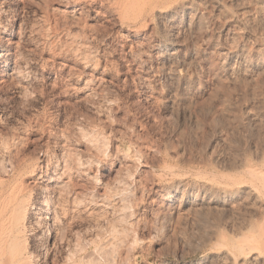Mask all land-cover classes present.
<instances>
[{"label":"rangeland","instance_id":"374dc122","mask_svg":"<svg viewBox=\"0 0 264 264\" xmlns=\"http://www.w3.org/2000/svg\"><path fill=\"white\" fill-rule=\"evenodd\" d=\"M118 1L1 0L0 2V7L1 5L5 7L0 8V145L4 148H0V183L4 182L3 185L9 190H17L19 185L18 191L21 189L22 199L24 197L28 201L31 199L30 202L32 203L35 201L33 203V209L35 210H32L35 212L30 214L33 222L30 216L27 217L30 220L27 218L24 219V222H28L27 224L30 227L32 226V229H28V231L31 230V234L28 231H25V233L22 231L23 233L21 232L19 234V239L17 238L18 240L15 242L16 246H18L19 250L21 249V252L25 253L27 251L30 254L31 251L29 256H31L30 258L34 256V258L32 260L29 258L28 261L31 260L33 262L29 261L28 264H83L85 261L81 260H87L92 263L93 260L97 262L96 259H100L102 262L100 263L98 260L97 264H104V261L105 264H111L112 261L117 264L118 262L116 261H119L121 257L119 255H121L122 249L127 250V248L129 252L126 256L129 259L126 260L130 264H225V262L226 264H230V257H234L232 259V263L234 264H240V262L241 264H264V241L262 240L264 236H261L263 238L259 237L261 234L264 235V207L261 206H264V192H262L264 191V185L262 186L264 179H258V177L261 178L260 174L264 172V116L261 117L264 114V70L258 72L253 66L251 67L253 63L260 65L263 63H260L263 61L262 59L257 60L258 62L256 59L253 60L251 50L261 48L260 51H264L262 49L264 45L261 43L263 42L261 39L264 28L260 24H257L256 12L254 13L256 11L255 3L253 4V0H245L249 5L248 3H244L245 1L243 0H240L238 3L232 0H193L194 3H192L195 6H192V12L194 10L195 12H191L186 17L187 19L181 16L179 18L180 20H177V24L175 23L172 26L170 23H163L159 17L156 18V16L149 15V9L143 11L140 15L139 13L141 12H139L137 7H134L130 15H127L128 19H123L124 17L121 18L117 14L116 4ZM216 4H220L219 7L221 9ZM243 6H246V8H241ZM248 10L251 15L247 13L249 12ZM136 12H139L138 15H136ZM239 13L240 15H238ZM132 14L134 17L136 16L135 18L138 17L135 19L137 21L134 20ZM253 14L255 15L253 16ZM191 15L192 17L190 18L189 16ZM129 16L133 18L131 19ZM147 18H150L152 22ZM142 21L144 24L146 22V24L144 25ZM252 21L255 23H252ZM158 23L160 28L158 27ZM179 24L182 25L180 26ZM2 27H5L3 29L4 31H1ZM258 27H260V30ZM70 38L71 40L76 39L75 41L79 44L82 42L80 45L81 47L84 46L82 48H89V53L88 51L86 53H92L90 56V58L92 57L90 59L91 63L93 62V67L98 69L96 70V75L94 74L95 78L93 76L91 79L92 87L94 86V91H91V96L94 94L92 99L90 98L91 96L87 99L81 93L77 92L78 89L76 88H78V85L74 78L76 76H83L84 73L80 74L83 72L82 69H79L80 67L78 65L73 64L75 62L72 56L70 58L71 47L69 44L72 43H68ZM162 39L164 41H161ZM159 42L164 44L165 48L172 49L171 66H179L177 73H180L172 76L174 80L170 77L171 75L166 73L164 63L153 62V65L152 62H149L147 63L148 67L146 62H140L143 51L145 52V49H149L153 44ZM241 43H245V48ZM238 45L248 50H246V54L248 52L249 55L247 54L246 56L247 63L245 64L247 66L245 68H248L250 71L245 69L244 73L240 75L242 78L239 77L240 80H238V83L237 81L232 83L226 79L224 66L229 62V51L239 47ZM81 47L78 46L76 48L82 49ZM137 49H141V51ZM75 51L77 52L79 50ZM133 51L140 52L137 55L138 57H135L134 54L136 52L133 53ZM68 52H70L69 55ZM134 57L138 59L136 60ZM136 61L143 65H139ZM173 63L177 65L175 66ZM160 64L162 66L164 65V68ZM233 65L237 67L238 63H234ZM141 69L143 71L145 69L146 72L143 73ZM104 70L105 74L103 73ZM150 72H153L154 76ZM145 73H148L147 75H150V78L144 75ZM250 75L254 77L252 78ZM100 77L102 79H99ZM244 77L247 80L243 79ZM145 78L147 79L145 80ZM250 78L252 79L249 80ZM94 79L95 81H93ZM19 86L22 87V91L18 90ZM75 90L77 93L74 92ZM102 96L108 97L109 99V102L106 103L109 107L103 103L105 105L104 107H107L106 110L102 104L100 105L102 102L98 103ZM252 113L255 117H258H256V123L255 121L251 122L253 121L250 118L253 115ZM246 120L249 121L245 122ZM258 120H261L259 124H257L259 122ZM79 127L80 129H84V131L78 129ZM77 130L80 131V134ZM82 131L90 132L86 134V137L90 136H87L88 134L93 133L92 136H96L93 139L96 141L93 140V142L91 136L90 140L87 138L88 141L86 142L84 140L86 138L85 133H81ZM81 136L83 137L81 138ZM97 138L105 142H99ZM94 143L97 147L106 148L103 151L107 152V154L103 152V158L101 154L99 155V159H97L98 155L96 157L93 156L94 153L96 155L94 147L93 149L91 148L92 150H88ZM4 146L7 147L5 148ZM64 147H69L70 149H65ZM100 148L99 150H101ZM62 149H65L66 152L68 150L70 154H75L76 152L77 154L75 156L79 158L82 156L81 159L85 158L87 154L88 158H95V162L97 163L92 162L93 164L90 163L89 166L88 164L85 166L87 175L83 174L81 176L79 174V178L75 176L76 179L75 177L65 179L66 183L62 184L63 186L61 188L69 186L70 184L73 186L76 185L62 189V192L70 189L68 192H63L67 200L69 195H71V198L73 196L77 198L80 196L78 199L83 198V195H85L91 198L94 197L92 201H95V199L98 201L101 198L102 191L110 185L116 184V180L120 177V179L126 178L127 185L125 186L127 187L123 190L126 193L123 192L121 194L122 191L118 193L117 198L121 201L117 200L121 203L127 202L123 204L124 206H128L124 207L120 203L119 209L121 210L116 209L115 212L111 208L110 210L113 213L109 210V214L111 215L112 213V216L108 213L106 216L104 215L99 221L100 223H94L96 227H92L94 224L88 222L85 216V219L83 217L81 219L80 215L79 217L73 215L71 216L75 218L73 220L69 218L70 216L68 214L66 217H61V223L67 219L63 222V226L61 223L59 224V231L53 238L55 229L53 222H51L53 217L51 212H53L54 203H60L62 200H60L61 198L57 200L56 186H52L53 182H48L50 181L48 175L53 171L50 168L53 165V161L59 162L61 159L59 155L61 156L65 151ZM71 150L75 152H71ZM114 152L115 155H113ZM47 154H49L48 156L53 155L52 158L45 156ZM257 154L261 155L258 156ZM4 155L6 156L4 157ZM54 155L57 156V159ZM120 155L123 159L119 157ZM106 156L109 157L107 158ZM126 157L128 159L130 158V160H127ZM246 157L251 160H247L248 158L246 159ZM45 158L49 161L47 162ZM103 159L109 160L102 162ZM256 160L257 162H255ZM46 166L47 168H45ZM128 166H131V169ZM253 166L255 169L252 168ZM93 167L95 168L92 169ZM126 168L127 170L124 171ZM129 169L132 172V176L130 175ZM249 169L251 175L248 174ZM256 169L260 171H256ZM252 170L255 173L260 172L257 173L259 175H254ZM120 172H122L123 176ZM40 173L43 174V177ZM95 173L97 176H95ZM125 173L128 175H125ZM32 174L36 175L34 176ZM44 174L47 178L44 177ZM92 175L95 178H92ZM67 177H69V173ZM80 177H83L84 180ZM73 179H75V183L72 182ZM77 179L78 181H76ZM91 179H95L96 183ZM131 179L133 181H130ZM40 182L44 183L40 184ZM246 182H248V185ZM257 182L263 183L259 184ZM94 183L96 185L98 184V186ZM46 184H51L49 187L52 190ZM101 186L107 187L103 189ZM113 187L115 185L110 186V188ZM77 188L78 190H76ZM247 188L255 190L256 193L259 191L257 193L258 199L254 200L250 196L249 191L246 190ZM39 189L42 191L44 189V192ZM79 189L84 191L81 192ZM165 189L168 190L166 191ZM22 190L25 192L22 193ZM213 190H217L219 193H214ZM73 191H76L75 194L79 196L74 195ZM66 193L69 194L67 195ZM125 194L127 196H123V198L122 195ZM203 194L204 196H202ZM119 196H121V199ZM122 198L125 201H122ZM211 198L212 201L210 200ZM219 198L221 202L217 203ZM50 199H55L56 201H51ZM239 199L242 200L240 201ZM164 200L165 204L162 203V206L160 202H164ZM241 203L243 204L241 205ZM252 204L258 205L259 207H255V205L252 207ZM237 205L240 206V209H238L239 206ZM229 206H231L230 209ZM232 207L240 211L236 212V210L234 213ZM256 208H259V210ZM123 211H125L124 214ZM116 212L119 213L115 215ZM120 213L122 215L121 217L126 218L124 220L122 219L123 221L117 219L121 218L120 216L118 217ZM113 214L117 216L116 220ZM261 214L263 215L260 216ZM38 215L40 216L39 218L36 217ZM76 219L79 220L77 221ZM108 219L109 221H107ZM112 219L115 223L118 222L121 224V226L124 225V221L125 224H129L130 222L131 225L127 227L129 228L131 226V228L128 230L125 225L123 226L124 228L120 225L116 226L118 223L116 225L113 224ZM119 220L122 222H119ZM253 220L255 221L253 222ZM111 221L114 227H116V230L120 226L118 228L119 233L112 226ZM38 222L40 225H36ZM250 222L254 224L252 227H250ZM260 222H262L263 227ZM96 224H100L99 226L102 225L101 229L98 228L97 230L99 226ZM107 225L109 227H105ZM88 226L89 230L87 229ZM111 226L112 228H110ZM62 227L65 229H62ZM102 228L104 230L109 229L107 232L110 231L109 234L111 233V235L104 230L103 234ZM112 229L116 232L112 231ZM124 229L132 233H128L127 237L122 235V239L120 238L121 240H118V237L125 233L126 230ZM93 231H97L96 234L100 233V235L97 234L99 237L101 236V232L102 236L107 235V237L103 236V238L101 236L98 239L99 237ZM257 231H259V235ZM91 232L92 234H90ZM114 234L115 237L112 236ZM133 234L136 237L134 239H137L135 243H133L135 240H132ZM94 235L95 237L97 236L96 238L98 240L93 238ZM57 236L60 238H56ZM71 236L74 239L77 236V240H74ZM116 236L118 239H114V241L117 240L114 243L112 239L116 238ZM108 237H110L109 239L113 243L110 240V242H105V239L107 240ZM129 237L131 238L128 240ZM248 237L253 239L251 240ZM86 238L87 241H90L87 242L85 240ZM91 238L95 240V243L91 242ZM239 238H243L244 241L243 239L242 241L245 243L241 240L239 241ZM125 239L129 241L127 243H129L128 246H131V248L125 245L127 243H121V245L127 247L122 248L123 246L120 245V242L122 240L126 242ZM118 241L119 243H117ZM237 242H241V245L239 243L237 244ZM67 243L72 245V247L70 246L72 253L70 252V257H68L70 258V262L73 260L72 263L63 259L65 251L68 248L70 249ZM109 243L113 247L111 245L109 246ZM235 243L239 245L238 247H245L242 250L241 248L236 249L237 245ZM74 244L76 250L74 249ZM114 244L115 246L117 244L118 248ZM249 244H251V248L247 247ZM102 245L103 249L102 247L100 248L101 253L99 247ZM105 245L108 246L106 247ZM110 248H112L111 251L118 249L116 256L114 252L111 253ZM248 248L256 249L250 251ZM63 250L65 251L63 252ZM218 250L221 251L220 254L228 253L229 263H227V259L221 261L220 258L222 256L218 254L220 252ZM244 251L249 252L247 254ZM97 252L99 255L96 254ZM105 252L107 254L110 252L114 255L109 254L110 259ZM91 253L94 257L96 255L97 257L94 258ZM117 253H119L118 256ZM229 253H232L233 256ZM243 253H246L247 256L251 255L250 258L248 256L247 259V256ZM255 254L256 256L253 257ZM105 256H107V259ZM104 257L107 261L110 259L109 263ZM254 258L257 260H254ZM126 260L124 259L123 263ZM89 262L87 264H90ZM92 264L96 263L93 262Z\"/></svg>","mask_w":264,"mask_h":264},{"label":"bare ground","instance_id":"6f19581e","mask_svg":"<svg viewBox=\"0 0 264 264\" xmlns=\"http://www.w3.org/2000/svg\"><path fill=\"white\" fill-rule=\"evenodd\" d=\"M232 1H235V2H239L240 0H232ZM243 1H245V0H243ZM0 2H1V0H0ZM4 2V1H3ZM193 0H119L118 2H117V14L121 17V18H123V19H128L127 18V15H130V13H131V11H133V9H134V7H137V9L139 10V12H141V13H139L140 15L143 13V11H147L148 9H149V15H151V16H156V18L157 17H159L160 19H162V22L163 23H170V25L172 24V26H173V24H175L176 22H177V20L182 16L183 18L185 17H187L188 15H190V13L193 11L192 10V6L194 5L193 3ZM242 2V1H241ZM230 3V2H229ZM233 3V2H232ZM243 3V2H242ZM241 3V4H242ZM244 3H248V2H244ZM243 3V4H244ZM251 3H252V1H251ZM255 3V10L256 11H254L250 6V8L254 11V13L256 12V16H257V24H260L261 26H262V28H264V0H253V4ZM2 4V3H1ZM228 4V3H227ZM235 4V3H234ZM252 4V5H253ZM217 5V4H216ZM232 5V4H231ZM239 5V4H238ZM248 5H249V3H248ZM247 5V6H248ZM195 6V5H194ZM218 6V8H220L219 6H220V4L219 5H217ZM235 6V5H234ZM237 6V5H236ZM1 7L3 8L4 6H2L1 5ZM0 7V8H1ZM224 7V6H223ZM239 7V6H238ZM249 7H247V8H249ZM5 8V7H4ZM241 8H246V6H243V7H241ZM195 9H196V7H195ZM221 9V8H220ZM238 9V8H237ZM240 9V8H239ZM0 11H1V9H0ZM4 11V10H3ZM241 11V10H240ZM249 11V10H248ZM5 12V11H4ZM194 12H195V10H194ZM194 12H192V13H194ZM242 13H243V11H241ZM252 12V11H251ZM138 13L136 12V15H138ZM242 13H241V15H242ZM246 13V12H245ZM247 13H249L250 14V11L249 12H247ZM133 15V14H132ZM131 15V16H132ZM139 15V16H140ZM193 15H195V14H193ZM232 15H233V13H232ZM238 15H240V13L238 14ZM247 15V14H246ZM251 15V14H250ZM255 14H253V16H254ZM131 16H129V18L131 17ZM150 16V17H151ZM196 16V15H195ZM235 16H236V14H235ZM243 16V15H242ZM248 16V15H247ZM255 16V17H256ZM133 17H134V15H133ZM133 17H131V19L133 18ZM136 17V16H135ZM134 17V20L135 19H137V18H135ZM190 18L192 17V15L191 16H189ZM154 18V17H153ZM198 18V17H197ZM240 18V17H239ZM251 18V17H250ZM148 19V18H147ZM159 19V20H160ZM187 19V18H186ZM194 19V18H193ZM233 19L235 20V17L233 16ZM236 19H237V16H236ZM247 19V18H246ZM253 19H254V17H253ZM148 20H151L150 18L148 19ZM155 20V19H154ZM153 20V21H154ZM180 20V19H179ZM181 20H183V19H181ZM188 20H191V19H188ZM239 20V19H238ZM237 20V22H239ZM135 21H137V20H135ZM196 21V20H195ZM198 21V20H197ZM246 21H248V20H246ZM250 21H251V19H250ZM143 22V21H142ZM150 22V21H149ZM151 22H152V20H151ZM181 22V21H180ZM190 22V21H189ZM255 22H256V20H255ZM255 22H253L252 21V23H255ZM179 23V22H178ZM196 23V22H195ZM198 23V22H197ZM141 25H142V23H140ZM143 24H144V22H143ZM145 24H146V22H145ZM144 24V25H145ZM150 24H152V23H150ZM177 24V23H176ZM187 24V23H186ZM189 24V23H188ZM243 24V23H242ZM2 25V24H1ZM144 25H142V26H144ZM160 25H161V23H160ZM166 25V24H165ZM165 25H164V27H165ZM169 25V24H168ZM180 25V24H179ZM178 25V26H179ZM182 25V24H181ZM180 25V26H181ZM191 25V24H190ZM259 25V26H260ZM150 26H152V25H150ZM167 26V25H166ZM188 26V25H187ZM144 27H146V26H144ZM148 27V26H147ZM158 27H159V23H158ZM167 27H169V26H167ZM177 27V26H176ZM257 27V26H256ZM5 28V27H4ZM3 27H2V29H1V31H4L3 29H4ZM160 28V27H159ZM166 28V27H165ZM174 28V27H173ZM178 28V27H177ZM257 29V28H256ZM258 29L260 30V27H258ZM257 29V30H258ZM145 30V29H144ZM147 30V29H146ZM175 30V29H174ZM138 31V30H137ZM166 31H167V29H166ZM165 31V32H166ZM177 31V30H176ZM175 31V32H176ZM264 31V30H263ZM165 32H164V34H165ZM172 32V31H171ZM256 32H258V31H256ZM261 32H262V29H261ZM142 33V32H141ZM157 33V32H156ZM163 33V32H162ZM161 33V34H162ZM169 33V32H168ZM177 33V32H176ZM143 34H144V32H143ZM256 34H259V33H256ZM260 34H262V33H260ZM156 35V34H155ZM166 35V34H165ZM169 35H170V33H169ZM175 35V34H174ZM171 36V35H170ZM152 37V36H151ZM169 37V36H168ZM68 38V37H67ZM72 38V37H71ZM71 38H70V40H71ZM156 38H157V36H156ZM257 38H259V37H257ZM158 39V38H157ZM160 39V38H159ZM172 39H173V37H172ZM261 39V38H260ZM259 39V40H260ZM69 40V42L68 43H70V42H72V43H70L69 44V46L71 47L70 48V52H71V55H70V58H71V56L73 57V60H74V62L75 63H73V64H75V65H78L80 68L79 69H82V71L83 72H81L80 74H82V73H84L83 74V76L81 75V76H76L75 78H74V80H75V82H76V84L78 85V88H76V89H78V93H81L82 94V96H84V97H86L87 99H88V97L89 96H91V91L93 90V87H92V82H91V79H92V77L94 76V74L97 72L96 70H98L97 68H95V67H93V65L94 64H92L91 63V58H90V56H91V54H87L86 52L88 51V47L87 46H85V47H87L88 49H86V48H82V47H84V46H80L81 45V43L82 42H80V44L79 43H77V41H75L76 39H72L71 41ZM155 40V39H154ZM170 40H171V37H170ZM257 40V39H256ZM263 42H261V43H263V45H264V32H263V34H262V39H261ZM79 41V40H78ZM151 41V40H150ZM161 41H164L163 39L161 40ZM173 41H175V40H173ZM158 42V41H157ZM257 42V41H256ZM74 43V44H73ZM155 43V42H154ZM165 43H166V41H165ZM258 43V42H257ZM84 44V43H83ZM82 44V45H83ZM150 44V43H149ZM167 44V43H166ZM165 44V45H166ZM168 44H169V42H168ZM242 44V43H241ZM245 43H243L242 45L244 46V48H245V46L246 45H244ZM74 45H77V46H75L74 47ZM85 45V44H84ZM262 45V46H263ZM78 46L79 47H81L82 49H77L78 48ZM239 46V45H238ZM243 46L241 47V46H239V47H237V48H235V49H232V50H228L229 51V53H228V58H229V62L226 64V66H224L225 67V69H224V71L226 70V79H228V80H230V82H232V83H234V82H236L237 81V83H238V80H240L239 79V77H240V75H242L243 73H244V70L246 69L245 67L247 66L245 63H247V59H246V56H247V54H248V52H247V54H246V50H247V48H246V50L243 48ZM258 46V45H257ZM77 47V48H76ZM148 47V46H147ZM234 47V46H233ZM254 47H256V46H254ZM264 47V46H263ZM76 48V49H75ZM253 48V47H252ZM252 48H250V49H252ZM148 49V48H147ZM147 49H145V52L143 51V54H142V56H141V58H140V62H146V64L147 63H149V62H161L162 64L164 63V65H165V70H166V73L167 74H169V75H171L170 77H172L173 75H175L177 72H178V67H172L171 66V54L173 53V51H171L172 49H168V48H165L164 47V44H162V43H156V44H153V46H151L148 50ZM174 49V48H173ZM176 49V48H175ZM261 49V48H260ZM260 49H258V48H255V49H252L251 50V55L253 54V60H255L256 59V61L257 60H260V59H262L263 61H261L260 63H262L261 65L260 64H258V63H253V65H251V67L253 66L256 70H258V72L259 71H263L264 70V51L263 52H261L260 51ZM262 49H264V48H262ZM75 50H79V51H75ZM136 50V49H135ZM137 50H139V49H137ZM178 50V49H177ZM67 51H69V50H67ZM139 51H141V49L139 50ZM175 51V50H174ZM248 51V50H247ZM70 52H68V55H69V53ZM91 52V51H90ZM136 52V53H135ZM133 51V53H135L134 55H135V57H138L137 55H138V53H140V52H137V51ZM172 52V53H171ZM67 53V52H66ZM88 53H89V51H88ZM227 54V53H226ZM68 55H66L67 57H68ZM134 55H132V56H134ZM249 55V54H248ZM64 56V55H63ZM131 56V57H132ZM227 56V55H226ZM225 56V57H226ZM134 57V58H135ZM65 58V57H64ZM173 58H174V56H173ZM251 58V57H250ZM67 59V58H66ZM136 60L138 59V58H135ZM227 59V58H226ZM225 59V60H226ZM68 60H70V59H68ZM72 60V61H73ZM133 60V59H132ZM174 60V59H173ZM172 60V61H173ZM228 60V59H227ZM226 60V61H227ZM71 61V62H72ZM249 61V60H248ZM251 61H252V59H251ZM133 62V61H132ZM137 62V61H136ZM174 62V61H173ZM225 62V61H224ZM255 62V61H254ZM258 62V61H257ZM135 63V62H134ZM137 63H139V62H137ZM175 63H177V62H175ZM179 63H182V62H179ZM226 63V62H225ZM234 63H238V66L236 67V65L234 66L233 64ZM146 64H144V65H146ZM174 64V63H173ZM178 64V63H177ZM176 64V65H177ZM251 64V63H250ZM136 65V64H135ZM139 65H143V64H141V63H139ZM152 65V64H151ZM153 65H154V63H153ZM161 65V64H160ZM163 65V66H164ZM175 65V64H174ZM175 65V66H176ZM77 66V67H78ZM137 66V65H136ZM147 66H148V64H147ZM156 66V65H155ZM157 66H158V64H157ZM162 66V65H161ZM162 66V67H163ZM182 66V65H181ZM249 66V65H248ZM139 67V66H138ZM137 67V68H138ZM146 67V66H145ZM149 67V66H148ZM221 67V66H220ZM251 67H249V68H251ZM152 68V67H151ZM160 68V67H159ZM159 68H157V69H159ZM164 68V67H163ZM181 68V67H180ZM222 68V67H221ZM220 68V69H221ZM263 68V69H262ZM102 69V68H101ZM143 69V68H142ZM141 69V70H142ZM146 69V68H145ZM145 69H144V71L142 70V72L144 73V72H146L145 71ZM155 69V68H154ZM248 69V68H247ZM246 69V70H247ZM254 69V70H255ZM260 69H262V70H260ZM151 70V69H150ZM156 70V69H155ZM164 70V69H163ZM252 70V69H251ZM152 71V70H151ZM248 71H250L249 69H248ZM141 72V71H140ZM148 72V71H147ZM153 72H154V70H153ZM153 72H150L151 74H153V76H154V73ZM163 72V71H162ZM252 72H255V71H252ZM104 74H105V70H104V72H103ZM107 73V72H106ZM149 73V72H148ZM148 73H145L144 75H147ZM180 73V72H179ZM179 73H177V74H179ZM247 73V72H246ZM251 73V72H250ZM100 74V73H99ZM103 74V75H104ZM225 74V73H224ZM79 75V74H78ZM96 75V74H95ZM163 75V74H162ZM168 75V76H169ZM252 75V74H251ZM250 75V76H251ZM148 76V75H147ZM150 76V75H149ZM148 76V78H150ZM156 76V75H155ZM167 76V75H166ZM185 76V75H184ZM224 76V77H225ZM257 76H258V74H257ZM144 77V76H143ZM169 77V78H170ZM177 77H178V75H177ZM252 78L254 77V76H251ZM259 77V76H258ZM72 78V77H71ZM94 78H95V76H94ZM98 78V77H97ZM157 78V77H156ZM240 78H242V77H240ZM246 78H248V77H246ZM252 78H250L249 80H251ZM260 78H262V77H260ZM99 79H102L101 77L99 78ZM147 78H145V80H146ZM172 79H173V77H172ZM243 79H245V77L243 78ZM242 79V80H243ZM98 80V79H97ZM174 80V79H173ZM177 80H178V78H177ZM183 80V79H182ZM188 80V79H187ZM187 80H185L186 82H187ZM245 80H247V79H245ZM93 81H95V79L93 80ZM100 81V80H99ZM99 81H98V83H99ZM148 81V80H147ZM97 83V82H96ZM181 83V82H180ZM183 83V82H182ZM75 84V85H76ZM186 84V83H185ZM95 85H97V84H95ZM184 85V84H183ZM182 86V85H181ZM183 87V86H182ZM22 89V87L21 86H19V88H18V90H21ZM184 89H186V88H184ZM22 91V90H21ZM94 91V90H93ZM74 92H76V90L74 91ZM76 92V93H77ZM75 93V94H76ZM93 94V93H92ZM80 95V94H79ZM81 96V97H82ZM93 96H94V94H93ZM93 96H91L90 98L92 99V97ZM98 101V100H97ZM100 102H102V103H100ZM109 102V99H108V97L106 98V97H103L102 96V98L101 99H99V101H98V103H100V105L102 104L103 105V107L106 105V103H108ZM105 105H104V104ZM99 105V107H101ZM108 105H110V104H108ZM107 106V105H106ZM170 106V105H169ZM98 107V108H99ZM107 107H109V106H107ZM106 107V108H107ZM105 108V107H104ZM106 108H105V110H106ZM109 109V108H108ZM251 110V109H250ZM248 111V110H247ZM253 111V110H252ZM251 112V111H250ZM250 112H248V113H250ZM102 113V112H101ZM246 113V112H245ZM262 113V112H261ZM253 114V113H252ZM103 115V114H102ZM246 115V114H245ZM250 115V114H249ZM254 115V114H253ZM250 116V118H252V120L253 121H251V122H254L255 121V123H256V117H255V115L254 116ZM262 115V114H261ZM248 116V115H247ZM246 116V117H247ZM260 116V115H259ZM264 116V114L261 116V117H263ZM249 117V116H248ZM249 118V119H250ZM258 118V117H257ZM264 118V117H263ZM243 119H245L244 117H243ZM247 119V118H246ZM261 119V118H260ZM251 120V119H250ZM263 120V119H262ZM249 121V120H248ZM247 120L245 121V122H248ZM259 121V120H258ZM261 121V120H260ZM260 121L257 123V124H259L260 123ZM250 122V123H251ZM248 124V123H247ZM252 125V124H251ZM256 125V124H255ZM254 125V126H255ZM253 126V125H252ZM251 127V126H250ZM77 128V127H76ZM75 128V129H76ZM86 128V127H85ZM78 129H80V127L78 128ZM82 129V128H81ZM80 129V130H81ZM92 129V128H91ZM83 131H84V129H82ZM86 130V129H85ZM81 132V133H85V137H86V134L87 133H90L89 131H87V132ZM91 131V130H90ZM94 131V130H93ZM92 131V132H93ZM77 132H79V134H80V131H78L77 130ZM91 132V133H92ZM97 133V132H96ZM95 134V133H94ZM99 134V133H98ZM90 135V136H89ZM93 135V133L92 134H88L87 136H89V137H86V138H84V140H86V142L88 141L87 140V138H89V140H90V137ZM97 135V134H96ZM98 136V135H97ZM83 136H81V138H82ZM93 137H96V136H92L91 137V140L93 141H96L95 139H93ZM101 137V136H100ZM100 137H98L99 139H100ZM80 137H79V139H81ZM97 138V141L99 140ZM83 140V139H82ZM81 140V141H82ZM93 141V142H94ZM100 141H102V139L101 140H99V142ZM104 141V140H103ZM103 141H102V143H103ZM2 142H4V141H2ZM91 142V141H90ZM89 142V143H90ZM99 142H97V143H99ZM105 142V141H104ZM79 143H80V141H79ZM83 143V142H82ZM85 143V142H84ZM88 143V144H89ZM96 143V142H95ZM95 143H94V145L93 146H90V148L88 149V147L86 146V148L88 149V150H90L91 148L93 149V147L95 148V150H96V155H95V153H94V157H96L97 155H98V158L97 159H99V155L101 154V157H102V154H103V152L105 153V154H107V152H105V151H103V149H104V147H97V145H95ZM2 144V143H1ZM87 144V143H86ZM85 144V145H86ZM93 144V143H92ZM5 145H6V143H5ZM63 145V144H62ZM65 145V144H64ZM99 145V144H98ZM73 146V145H72ZM82 146H83V144H82ZM89 146V145H88ZM102 146H104V145H102ZM5 147V146H4ZM7 147V146H6ZM5 147V148H6ZM62 147V146H61ZM0 148H2V149H4L3 148V146L2 145H0ZM65 149H67V148H69V147H64ZM99 148L102 150V152H101V150H99ZM60 149V148H59ZM65 149H62V150H65ZM70 149V148H69ZM91 149V150H92ZM106 149V148H105ZM104 149V150H105ZM1 150V149H0ZM5 150H7V149H5ZM8 151V150H7ZM60 151V150H59ZM94 151V150H93ZM1 152V151H0ZM46 152V151H45ZM44 152V153H45ZM60 152H63V151H60ZM71 152H75V151H72L71 150ZM95 152V151H94ZM135 152V151H134ZM49 153V152H48ZM91 153H92V151H91ZM129 153V152H128ZM128 153H126L127 155H128ZM137 153V152H136ZM263 153V152H262ZM3 154V153H2ZM7 154V153H6ZM9 154V153H8ZM75 154H77L76 152H75ZM75 154H73V153H71L70 154V152H68V150H67V152H66V150L62 153V155L60 156L59 155V157H61V159L59 160V162H55V161H53V165H52V163H50V165H52V167H50V168H52L53 169V171L50 173V175H48V177H49V179H50V181H48V182H50V183H52V186L53 185H55L56 186V188H55V191H56V194H57V196H58V199L57 200H59L60 198V200H62L60 203H59V205H57L56 203H54V209L52 210L53 212H51L52 213V221L51 222H53V224H54V235L52 236L53 238H54V236L55 235H57V233H58V229H59V224L61 223V217H66V215H68L69 214V218L71 219H73L74 217H71V216H73V215H77L78 217H79V215H80V217H81V219H83L84 218V216L86 217V219L88 220V222H91V223H98L100 220H101V218L105 215L106 216V214L108 213L109 214V210L112 208V211L114 210V212H115V210L117 209H119L120 208V203L121 202H118V198H117V196L119 195L118 193L120 192V191H122L121 192V194H123V192L124 193H126V191H123L124 189H125V187H127V186H125V185H127V180H126V178H123V179H120V177H119V179H117V177H116V179L118 180H116V184H112V185H115V187H113V188H110V186H112V185H110L109 187H104V186H101V188L103 187V189L104 188H106V189H104V191H102L101 193H102V195H101V198L98 200V201H96V199H95V201H92V198H94V197H89V196H85V195H83L84 197L82 198H80V199H78L80 196L79 195H77V194H75V192H74V195H77V196H79L78 198L77 197H70L71 195H69V198H68V200H67V197H65L64 196V194H63V192L65 193V192H68L70 189H67L68 191H63L62 192V189H65V187H69L70 188V186L72 185V184H70V183H72V182H74V180L76 179V177H78V175L79 174H81V176L84 174V175H87V170L85 169L86 167L85 166H87V164H88V166H89V164L90 163H92V162H95L96 161V159L95 158H88V156H87V154H86V157L85 158H82L81 159V157L79 158V157H76L75 156ZM112 154V153H111ZM119 154V153H118ZM123 154V153H122ZM126 154H124V155H126ZM130 154V153H129ZM44 155V154H43ZM49 154H47V155H45V156H48ZM51 155V154H50ZM58 155V154H57ZM90 155H92V154H90ZM113 155H115V152L113 153ZM126 155V156H127ZM133 155H135V154H133ZM258 155V154H257ZM259 155H261V154H259ZM258 155V156H259ZM0 156H1V154H0ZM6 155H4V157H5ZM8 156V155H7ZM53 156V155H52ZM52 156H48V157H50V158H52ZM55 156V155H54ZM78 156V155H77ZM92 156V157H93ZM105 156V155H104ZM109 156H110V154H109ZM108 156V157H109ZM112 156V155H111ZM117 156V155H116ZM123 156V155H122ZM243 157H244V155H242ZM246 156V155H245ZM264 156V155H263ZM3 157V156H2ZM1 157V158H2ZM3 157V158H4ZM48 157H46V158H48ZM57 156H55V158H56ZM90 157V156H89ZM107 157V156H106ZM107 157V158H108ZM114 157V156H113ZM119 157H121V155L119 156ZM125 157V156H124ZM136 157V156H135ZM241 157V156H240ZM239 157V158H240ZM262 157V156H261ZM43 158V157H42ZM45 158V159H46ZM103 158V157H102ZM111 158V157H110ZM118 158V157H117ZM122 158V157H121ZM120 158V159H121ZM127 158V157H126ZM248 157H246V159H247ZM258 158V157H257ZM260 158V157H259ZM49 159V158H48ZM48 159H46L47 160V162L49 161ZM57 159V158H56ZM119 159V158H118ZM123 159V158H122ZM125 159V158H124ZM132 159V158H131ZM136 159H137V157H136ZM238 159V158H237ZM245 159V158H244ZM254 159V158H253ZM44 160V159H43ZM52 160V159H51ZM105 160H109V159H105ZM104 159H103V161L102 162H104L105 161ZM127 160H130V158L128 159L127 158ZM247 160H249V158L247 159ZM251 160V159H250ZM249 160V161H250ZM264 160V159H263ZM57 161V160H56ZM99 161V160H98ZM132 162H133V160H131ZM130 161V162H131ZM134 161H135V159H134ZM260 161H262V160H260ZM43 162V161H42ZM55 162V163H54ZM101 162V161H100ZM99 162V163H100ZM131 162V163H132ZM136 162H138V161H136ZM136 162H134L135 164H137ZM240 162V161H239ZM247 162V161H246ZM255 162H257V160L255 161ZM44 163H46V162H44ZM96 163V162H95ZM133 163V164H134ZM241 163V162H240ZM240 163H238V164H240ZM242 163H244V161H242ZM248 163H251V162H248ZM259 163V162H258ZM262 163H263V161H262ZM47 164V163H46ZM93 164V163H92ZM91 164V165H92ZM97 164V163H96ZM102 164V163H101ZM126 164H127V162H126ZM130 164V163H129ZM237 164V165H238ZM49 165V166H50ZM90 165V166H91ZM242 165V164H241ZM240 165V166H241ZM95 166V165H94ZM132 166V165H131ZM130 166V167H131ZM239 166V167H240ZM243 166V165H242ZM245 166V165H244ZM247 166V165H246ZM256 166V165H255ZM262 166V165H261ZM100 167V166H99ZM127 167V166H126ZM129 167V166H128ZM129 167V168H130ZM134 167H135V165H134ZM258 167V166H257ZM45 168H47V166L45 167ZM89 168V167H88ZM91 168V167H90ZM95 167H93L92 169H94ZM98 168V167H97ZM241 168V167H240ZM253 169H255L254 168V166L252 167ZM38 169V168H37ZM131 169V168H130ZM130 169H129V171H130ZM243 169V168H242ZM245 169V168H244ZM262 169V168H261ZM127 170V168L124 170V171H126ZM257 170H259V169H256V171ZM33 171V170H32ZM50 171V170H49ZM92 171V170H91ZM129 171H128V174H129ZM246 171H248V170H246ZM253 172V174L254 175H256L257 173H260V172H257V173H255V171L254 170H252ZM260 171V170H259ZM263 171H264V169H263ZM35 172V171H34ZM47 173H49L48 171H46ZM96 172V171H95ZM250 172V169H249V171H248V174H250L249 173ZM262 172V171H261ZM69 173V177H67V174ZM91 173V172H90ZM94 173V172H93ZM121 173V175H122V172H120ZM131 171H130V175H131ZM40 174H42V173H40ZM46 174V173H45ZM45 174H44V177H45ZM92 174V173H91ZM128 174H126L125 173V175H128ZM30 175V174H29ZM32 175H34V174H32ZM36 175V174H35ZM34 175V176H35ZM251 175V174H250ZM253 175V176H254ZM259 174H257V176H258ZM262 175H264V172H262L261 174H260V176H261V178H259L258 177V179L260 180H262V179H264V176L262 177ZM40 176V175H39ZM38 176V177H39ZM76 176V177H75ZM80 176V175H79ZM94 175H92V178H95V177H93ZM95 176H97L96 175V173H95ZM123 176V175H122ZM132 176V175H131ZM256 176V177H257ZM28 177V176H27ZM30 177V176H29ZM42 177H43V174H42ZM72 177L74 178L75 177V179H73L72 180V182L71 181H69L70 183H68V181H67V183L68 184H70L69 186H65L64 188H61L63 185L62 184H64V183H66L65 181V179L66 178H71L72 179ZM85 177V176H84ZM91 177V176H90ZM128 177V176H127ZM40 178V177H39ZM45 178H47V177H45ZM45 178H43L44 180H45ZM79 178V177H78ZM81 178V177H80ZM253 178H255V177H253ZM33 179V178H32ZM38 179V178H37ZM81 179H83V177L81 178ZM80 179V180H81ZM86 179V178H85ZM129 179H130V176H129ZM132 179H133V177H132ZM130 180V181H133V180ZM239 179V178H238ZM42 180V179H41ZM84 180V179H83ZM89 180H90V178H89ZM92 180V179H91ZM94 180V181H93ZM92 181L93 182H95V179H93ZM96 180H97V178H96ZM241 180V179H240ZM37 181H39V180H37ZM43 181V180H42ZM76 181H78V179L76 180ZM87 180H85V182H86ZM264 181V180H263ZM92 182V183H93ZM97 182H98V180H97ZM249 182H251V181H249ZM256 182V181H255ZM4 183V182H3ZM3 183H0V264H28V262L29 261H31L33 258H34V256H33V258H30L31 256H29L30 254H31V251H30V254L29 253H27V251L24 253V252H21L19 249H18V246H16V244H15V242H16V240H18L19 239V234L22 232V231H24V233H25V231H28V229H32L31 227H30V225L29 224H27L26 222H24V219H26L28 216H30V214L31 213H34L35 211H32V210H35V209H33V203L35 202V201H33V199H32V201H33V203L32 202H30V200L28 201V200H25L24 198L22 199V194H21V189H20V191H18L19 190V185H18V189L17 190H9V189H6L5 188V186L3 185ZM44 183V182H43ZM43 183H41L40 182V184H43ZM75 183V182H74ZM78 183V182H77ZM86 183H88V182H86ZM90 183H91V181H90ZM89 183V184H90ZM96 183V182H95ZM94 183V184H95ZM126 183V184H125ZM242 183V182H241ZM247 183V185H248V182H246ZM251 183H253V182H251ZM257 183H259V182H257ZM256 183V184H257ZM263 183V182H262ZM262 183H259V184H262ZM130 184H131V182H130ZM132 184H133V182H132ZM48 187L49 186H51V184L50 185H48V184H46ZM46 185H45V187H46ZM65 185H67V184H65ZM96 185V184H95ZM101 185V184H100ZM106 185H108V184H106ZM128 185H129V180H128ZM213 185V184H212ZM232 185V184H231ZM252 185V184H251ZM264 184H262V186H263ZM14 186V185H13ZM13 186H12V188H13ZM17 186V185H16ZM74 186H76V185H74ZM73 185L71 186V187H74ZM96 186H98V184L96 185ZM131 186V185H130ZM177 186V185H176ZM220 186V185H219ZM261 186V185H260ZM41 187H43V186H41ZM246 187V186H245ZM258 187V186H257ZM11 188V187H10ZM24 188V187H23ZM51 187H49V189H50ZM93 188V187H92ZM95 188V187H94ZM100 188V187H99ZM128 188H130V187H128ZM168 188V187H167ZM169 188H170V186H169ZM175 188V187H174ZM177 188V187H176ZM211 188V187H210ZM249 188V187H248ZM246 189V190H248L249 191V193H250V196L251 197H253L254 198V200L255 199H258V196H257V193L259 192H257L256 193V191L255 190H253V189ZM251 188H253L252 186H251ZM75 189V188H74ZM85 189H86V186H85ZM88 189V188H87ZM91 189V188H90ZM89 189V191H91ZM96 189H97V187H96ZM95 189V190H96ZM102 189V190H103ZM227 189V188H226ZM232 189V188H231ZM237 190H238V188H236ZM244 189V188H243ZM260 189H262V188H260ZM25 190V189H24ZM39 190H41V189H39ZM47 190H48V188H47ZM50 190H52V189H50ZM53 190H54V187H53ZM72 190H73V188H72ZM76 190H78V188L76 189ZM81 189H79V191H80ZM93 190V189H92ZM127 190V189H126ZM129 190V189H128ZM166 190V189H165ZM168 190V189H167ZM166 190V191H167ZM176 190V189H175ZM217 190H218V188H217ZM214 191L213 190V192L214 193H216L217 192V194L219 193L218 191ZM246 190H244V191H246ZM264 190V189H263ZM42 191V190H41ZM49 191V190H48ZM48 191H46V192H48ZM82 191H84V190H81V192ZM94 191V190H93ZM98 191V190H97ZM220 191V190H219ZM222 191V190H221ZM227 191V190H226ZM225 191V192H226ZM230 191V190H229ZM240 191V190H239ZM244 191H243V193H244ZM25 191H23L22 190V193H24ZM42 192H44V189H43V191ZM92 192V191H91ZM96 192V191H95ZM130 192V191H129ZM177 192V191H176ZM206 192V191H205ZM210 192V191H209ZM212 192V191H211ZM237 192V191H236ZM262 192H264V191H262ZM37 193H40V192H37ZM78 193V192H77ZM86 193V192H85ZM88 193V192H87ZM93 193V192H92ZM100 193V192H99ZM167 193V192H166ZM166 193H164V194H166ZM235 193V192H234ZM242 193V192H241ZM42 194V193H41ZM50 194H52V193H50ZM55 194V193H54ZM67 194V193H66ZM69 194V193H68ZM67 194V195H68ZM78 194H80V193H78ZM89 194V193H88ZM127 194H129L128 192H127ZM213 194V193H212ZM211 194V195H212ZM222 194H226V193H222ZM231 194V193H230ZM229 194V195H230ZM237 194H239V193H237ZM260 194V193H259ZM31 195V194H30ZM29 195V196H30ZM44 195V194H43ZM46 195V194H45ZM53 195V194H52ZM52 195H51V197H52ZM73 195V194H72ZM94 195V194H93ZM97 195V194H96ZM190 195V194H189ZM208 195H209V193H208ZM207 195V196H208ZM232 195V194H231ZM57 196H56V198H57ZM82 196V195H81ZM92 196V195H91ZM95 196V195H94ZM98 196H99V194H98ZM97 196V197H98ZM123 196H127L126 194L125 195H122V197ZM129 196H131L130 194H129ZM128 196V197H129ZM202 196H204V194L202 195ZM213 196V195H212ZM224 196V195H223ZM27 197H28V194H27ZM48 197V196H47ZM120 197V199H121V196H119ZM168 197H169V194H168ZM228 197V196H227ZM242 197H243V195H242ZM246 197H248V196H246ZM30 198V197H29ZM33 198V197H32ZM44 198H46V197H44ZM53 198H55V197H53ZM95 198H96V196H95ZM124 198V197H123ZM123 198H122V201H125V200H123ZM127 198V197H126ZM125 198V199H126ZM165 198H166V196H165ZM191 198V197H190ZM203 198V197H202ZM202 198H200V199H202ZM216 198H217V196H216ZM215 198V199H216ZM221 198V197H220ZM219 198V200L217 201V203L218 202H221L220 199ZM224 198V197H223ZM226 198V197H225ZM228 198H230V197H228ZM235 198V197H234ZM249 198V197H248ZM36 199V198H35ZM34 199V200H35ZM47 199V198H46ZM49 199V198H48ZM118 199V200H117ZM218 199V198H217ZM244 199V198H243ZM51 201L52 200H54V201H56L55 199H50ZM50 200H48L49 202H50ZM66 200V201H65ZM170 200V199H169ZM192 200V199H191ZM207 200V199H206ZM211 201H212V198L210 199ZM237 200V199H236ZM240 200V199H239ZM238 200V201H239ZM242 200V199H241ZM240 200V201H241ZM245 200H246V198H245ZM251 200H252V198H251ZM250 200V201H251ZM262 200V199H261ZM261 200H259V201H261ZM46 201V200H45ZM94 202V203H92V202ZM119 201H121V200H119ZM199 201H201V200H199ZM202 201H203V199H202ZM233 201V200H232ZM237 201V202H238ZM244 201V200H243ZM242 201V202H243ZM249 201V200H248ZM258 201V200H257ZM208 202H209V200H208ZM235 202V201H234ZM253 202H255V201H253ZM262 202V201H261ZM123 203H127V202H122L121 204H123ZM159 203V202H158ZM161 204L163 203V204H165V200H164V202H160ZM211 203V202H210ZM213 203V202H212ZM223 203V202H222ZM221 203V204H222ZM37 204V203H36ZM46 204V203H45ZM49 204V203H48ZM47 204V205H48ZM163 204H162V206H163ZM167 204V203H166ZM216 204V203H215ZM215 204H214V207H215ZM224 204V203H223ZM225 204H227L226 202H225ZM236 204H238V203H236ZM236 204H235V206H236ZM243 203H241V205H242ZM257 204V203H256ZM260 204V203H259ZM38 205V204H37ZM50 205V204H49ZM56 205V206H55ZM168 205V204H167ZM204 205V204H203ZM209 205V204H208ZM213 205V204H212ZM239 205H240V202H239ZM239 205H237V206H239ZM246 205V204H245ZM253 205H255V204H252V207H253ZM36 206V205H35ZM35 206H34V208H35ZM123 206H124V204H123ZM126 206H128V205H126ZM126 206H124V207H126ZM172 206V205H171ZM221 206V205H220ZM224 206V205H223ZM235 206H234V208H235ZM249 206V205H248ZM256 206H258V205H255V207ZM262 207H264L263 205H261ZM40 207V206H39ZM46 207V206H45ZM44 207V208H45ZM216 207H217V205H216ZM219 207V206H218ZM222 207V206H221ZM225 207V206H224ZM242 207H245V206H242ZM259 207V206H258ZM38 208V207H37ZM36 208V209H37ZM121 208H123L122 206H121ZM231 208V206H229V209ZM250 208V207H249ZM40 209H42V208H40ZM56 209H57V212H56ZM124 209V208H123ZM232 209H233V207H232ZM238 209H240V206H239V208ZM238 209H233L234 210V213H235V211L236 212H239L238 211ZM255 209V208H254ZM256 209H258L259 210V208H256ZM44 210V209H43ZM119 210H121V209H119ZM125 210V209H124ZM130 210V209H129ZM263 210V209H262ZM49 211H51V210H49ZM111 211V210H110ZM111 211V212H112ZM126 211H127V209H126ZM232 211V210H231ZM254 211V210H253ZM264 211V210H263ZM262 211V212H263ZM48 212V211H47ZM110 212V213H111ZM120 212V211H119ZM119 212H116L115 213V215H117V213H119ZM124 212L125 211H123V214H124ZM128 212V211H127ZM260 212V211H259ZM261 212V213H262ZM42 213V212H41ZM113 213V212H112ZM112 213H111V215L110 216H112ZM122 213V212H121ZM121 213H120V215L118 214V217L120 216H122L121 215ZM47 214V213H46ZM257 214V213H256ZM259 214V213H258ZM34 215V214H33ZM37 215V214H36ZM83 215V216H82ZM114 215V214H113ZM114 215V216H115ZM126 215H128V214H126ZM125 215V216H126ZM263 214H261L260 216H262ZM35 216V215H34ZM44 216V215H43ZM42 216V217H43ZM31 217V216H30ZM36 217H40L39 215L38 216H36ZM41 217V218H42ZM50 217V216H49ZM83 217V218H82ZM116 217L117 216H115V220H116ZM32 218V217H31ZM38 218H37V221H38ZM40 218V219H41ZM48 218V217H47ZM68 218V219H69ZM107 218V217H106ZM105 218V219H106ZM109 218V217H108ZM112 218V217H111ZM124 218L125 217H121V218H117V219H123L124 220ZM259 218V217H258ZM264 218V217H263ZM28 219V218H27ZM44 219H46L45 217H44ZM67 219V218H66ZM65 219V220H66ZM75 219V218H74ZM73 219V220H74ZM80 219V218H79ZM78 219V220H79ZM85 219V218H84ZM104 219V220H105ZM113 219H114V217H113ZM113 219H112V221H113ZM126 219V218H125ZM250 219H252V218H250ZM28 220H30V219H28ZM34 220H36V219H34ZM64 220V221H65ZM77 220V219H76ZM77 220V221H78ZM86 220V221H87ZM111 220V219H110ZM121 220H119V222H122ZM36 221V222H37ZM43 221V220H42ZM63 221V222H64ZM83 221V220H82ZM107 221H109V219L107 220ZM112 221L110 222L111 224H112ZM255 220H253V222H254ZM259 221H260V218H259ZM263 221V220H262ZM30 222V221H29ZM32 222H33V218H32ZM31 222V223H32ZM40 222V221H39ZM35 223L36 225H40V223ZM47 222H49V221H47ZM63 222L61 223L62 224V226H63ZM70 222H71V220H70ZM69 222V223H70ZM84 222H85V220H84ZM114 222V221H113ZM128 222V221H127ZM66 223V222H65ZM64 223V224H65ZM100 223V222H99ZM104 223H107V222H104ZM103 223V224H104ZM116 223H118V222H116ZM116 223L114 222L113 224H115L116 225ZM124 223V225L127 227V226H129V225H131L130 224V222H129V224H125V221L123 222ZM257 223V222H256ZM262 222H260V224H261ZM263 223H264V221H263ZM51 224V223H50ZM53 224H51L52 226H53ZM85 224V223H84ZM89 224V223H88ZM87 224V225H88ZM108 224V223H107ZM112 224V226L114 227V225ZM250 224H251V222H250ZM259 224V225H260ZM32 225V224H31ZM45 225V224H44ZM70 225V224H69ZM90 225V224H89ZM96 225H98V224H96ZM100 225V224H99ZM98 225V226H99ZM106 225V224H105ZM118 225H120L121 226V224H117L116 226H118ZM123 225V226H124ZM133 225V224H132ZM249 225V224H248ZM254 224L252 223L251 224V226L250 227H252ZM262 225V224H261ZM260 225V226H261ZM264 225V224H263ZM263 225H262V227H263ZM104 226V225H103ZM109 226H110V224H109ZM108 225L107 226H105V227H109ZM112 226L110 227V228H112ZM120 226L118 227V228H120ZM123 226H121L122 228H124ZM40 227V226H39ZM46 227V226H45ZM66 227V226H65ZM69 227V226H68ZM92 227H96L95 226V224H94V226H92ZM101 227H102V225L101 226H99V227H97V230H98V228H100L101 229ZM255 228H256V226H254ZM253 227V228H254ZM51 228V227H50ZM61 228V227H60ZM89 228V226L87 227V229ZM104 228V227H103ZM102 228V231L104 230ZM115 228V230H116V227H114ZM118 228H117V230L116 231H118ZM128 228V227H127ZM126 228V229H127ZM131 228V226L128 228V230ZM133 228V227H132ZM62 229H65V228H63L62 227ZM86 229V230H87ZM126 229H124V230H126ZM251 229V228H250ZM257 229H258V227H257ZM260 229H261V227H260ZM89 230V229H88ZM87 230V231H88ZM92 230V229H91ZM109 230V229H108ZM107 229L106 230H104L105 232H107L108 231ZM114 229H112V231H115ZM121 230H123V229H121ZM133 230V229H132ZM254 230V229H253ZM31 231V230H30ZM30 231H28V232H30ZM36 231V230H35ZM100 231V230H99ZM98 231V232H99ZM104 231H103V234H104ZM111 231V232H112ZM115 231V232H116ZM215 231H217V230H215ZM254 231H256V230H254ZM261 231H262V229H261ZM33 232V231H32ZM94 232V231H93ZM97 232V231H96ZM96 232H94L95 234H96ZM110 232V231H109ZM109 232H107L108 234H109ZM123 232V231H122ZM121 232V233H122ZM253 232V231H252ZM251 232V233H252ZM258 232V235H259V231H257ZM23 233V232H22ZM36 233H37V231H36ZM84 233H86V232H84ZM88 233H89V231H88ZM114 233V232H113ZM112 233V234H113ZM118 233H119V231H118ZM120 233V234H121ZM124 233V232H123ZM128 233H132V232H127V230L125 231V233L124 234H121L118 238H117V233H116V238H113L112 240L114 241V239H118V240H121L122 238V235H124V237H127L128 236ZM213 233V232H212ZM30 234H31V232H30ZM38 234V233H37ZM72 234V233H71ZM87 234V233H86ZM90 234H92V232L90 233ZM98 234V233H97ZM96 234V235H97ZM125 234H127V235H125ZM219 234V233H218ZM217 234V235H218ZM253 234V233H252ZM257 234V233H256ZM261 234V233H260ZM263 234H264V232H263ZM21 235H23V234H21ZM27 235V234H26ZM29 235V234H28ZM34 235V234H33ZM36 235V234H35ZM49 235V234H48ZM60 235V234H59ZM76 235V234H75ZM98 235H100V233L98 234ZM97 235V236H98ZM109 235H111V233L109 234ZM108 235V236H109ZM239 235V234H238ZM24 236V235H23ZM96 236V237H97ZM101 236H102V232H101ZM100 236V237H101ZM103 236H105V235H103ZM102 236V237H103ZM112 236H114L115 237V234L114 235H112ZM129 236H130V234H129ZM131 236H132V234H131ZM249 236V235H248ZM261 236H264V235H259V237L260 238H263V237H261ZM25 237V236H24ZM38 237H40V236H38ZM37 237V238H38ZM42 237V236H41ZM51 237V236H50ZM59 236H57L56 238H58ZM72 237V236H71ZM77 237V236H76ZM75 237V239L77 240V238ZM89 237V236H88ZM91 237H93V236H91ZM95 237V235H94V239L96 238ZM99 237V236H98ZM100 237L98 238V239H100ZM105 237H107V235L105 236ZM111 237V236H110ZM110 237H108V239L106 240L105 239V242L106 241H111V239H109ZM124 237H123V239H124ZM241 237V236H240ZM256 237V236H255ZM18 238V239H17ZM22 239H23V237H21ZM36 238V237H35ZM52 238V239H53ZM60 238V237H59ZM58 238V239H59ZM73 239H74V237H72ZM104 238V237H103ZM121 238V239H120ZM131 237H129L128 238V240L130 239ZM134 238H136L135 236H134V234H133V239L132 240H135L133 243H135L136 242V240L137 239H134ZM235 238V237H234ZM238 238V237H237ZM236 238V239H237ZM249 238V237H248ZM248 238H247V241H248ZM259 238V239H260ZM43 239V238H42ZM41 239V240H42ZM49 239V238H48ZM74 239V240H75ZM90 239V238H89ZM92 240V238H91V242H94L95 240ZM97 239V238H96ZM97 239V240H98ZM235 239V240H236ZM243 239V238H242ZM242 239L241 238H239V241L241 240L242 241ZM249 239H251V238H249ZM253 239V238H252ZM251 239V240H252ZM21 240V239H20ZM70 240V239H69ZM80 240V239H79ZM83 240V239H82ZM86 241H87V238L85 239ZM127 239H125V241H126ZM131 240V241H132ZM232 240H234L233 238H232ZM263 241H264V239H262ZM23 241V240H22ZM88 241H90V240H88ZM87 241V242H88ZM109 241V242H110ZM117 241V240H116ZM116 241H114V243H116ZM124 240H122L121 242H120V245H121V243H127V242H129V241H126V242H123ZM243 241H244V239H243ZM242 241V242H243ZM256 241V240H255ZM19 242V241H18ZM66 242H69V241H66ZM71 242H72V240H71ZM70 242V243H71ZM74 242V241H73ZM77 242V241H76ZM61 243H62V240H61ZM90 243V242H89ZM95 243V242H94ZM107 243V242H106ZM105 243V244H106ZM111 243H113L112 241H111ZM111 243H109V246L111 245ZM117 243H119V241L117 242ZM230 243V242H229ZM239 242H237V244H238ZM241 243V242H240ZM239 243V245H241ZM243 243H245V242H243ZM243 243H242V245H243ZM253 243V242H252ZM255 243H257V242H255ZM21 244H22V242H21ZM25 244V243H24ZM68 244V243H67ZM102 244V243H101ZM104 244V243H103ZM236 244V243H235ZM236 244V245H237ZM254 244V243H253ZM264 244V243H263ZM64 245V244H63ZM62 245V246H63ZM69 245V246H68ZM67 246L68 247H72V245H70V244H68ZM127 247H129V248H131V246H128L129 245V243H127V244H125ZM131 245H132V243H131ZM223 245V244H222ZM239 245H237V248L236 249H238V248H241V246L240 247H238ZM250 245L251 244H249V246L247 245V247H249V248H251L250 247ZM66 246V245H65ZM79 246V245H78ZM106 246V245H105ZM105 246H104V248H105ZM108 246V245H107ZM106 246V247H107ZM114 246H115V244H114ZM121 246H123L122 248H127V247H124V245H121ZM254 246H256V245H254ZM263 246V245H262ZM24 247V246H23ZM67 247V248H68ZM70 247V249L68 248V250L67 251H65V250H63V252L65 251V254H64V257H63V259L66 261H69L70 262V258H68V257H70V252H71V250H72V248ZM77 247V246H76ZM80 247V246H79ZM102 247V249H103V245L102 246H100L99 247V251L101 250L100 248ZM111 247H113L112 245H111ZM116 248H118V246H117V244H116V246H115ZM218 247V246H217ZM224 247V246H223ZM235 247V246H234ZM243 247H245V246H242V248ZM253 247V246H252ZM257 247V246H256ZM264 247V246H263ZM61 248V247H60ZM83 248V247H82ZM96 248V247H95ZM109 248V247H108ZM120 248V247H119ZM121 248V249H122ZM242 248H241V250H242ZM248 248V249H249ZM48 249H50V248H48ZM63 249H64V247H63ZM74 249H75V244H74ZM78 249V248H77ZM111 249L112 248H110V251H111ZM115 249V248H114ZM120 249V250H121ZM247 249V250H248ZM253 249H256V248H253ZM253 249H249L250 251L251 250H253ZM76 250V249H75ZM95 250V249H94ZM104 250H106V249H104ZM118 250V249H117ZM116 250V251H117ZM222 250V249H221ZM243 250H245V249H243ZM74 251V250H73ZM93 251V250H92ZM96 251H98V250H96ZM98 251V252H99ZM116 251H111V253L112 252H114V254H115V256H116ZM131 251V250H130ZM136 251V250H135ZM218 251H220V250H218ZM224 251H226V250H224ZM62 252V251H61ZM75 252H77V251H75ZM94 252V251H93ZM92 252V253H93ZM98 252L96 253V254H98ZM101 253H102V251H100ZM129 251H128V248H127V250L126 249H122V251H121V255H119V253H117V256L119 255V256H121L120 257V259H119V261H116V262H118L117 264H126V262H127V260L126 259H129L126 255H127V253H128ZM214 252V251H213ZM227 252H229V251H227ZM244 252H246V251H244ZM249 252V251H248ZM248 252H246L247 254H248ZM33 253V252H32ZM72 253V252H71ZM74 253V252H73ZM91 253V254H92ZM106 253V252H105ZM110 252H109V254H111ZM132 253V252H131ZM221 253V251L218 253V254H220ZM242 253V252H241ZM246 253H243L245 256H247L246 255ZM251 253V252H250ZM95 254V253H94ZM109 254H107L106 253V255H108L109 256ZM114 254H111V255H114ZM231 256H233V254L232 253H229ZM75 256H76V254H74ZM90 255V254H89ZM99 255V254H98ZM129 255V254H128ZM132 255V254H131ZM216 255V254H215ZM221 256V261L222 260H225V259H227L226 261H228L227 263H229V256H228V253H226V254H220ZM37 256V255H36ZM71 256H73L72 254H71ZM74 256V257H75ZM88 256V255H87ZM92 256H93V254H92ZM103 256V255H102ZM126 256V257H125ZM249 256V255H248ZM248 256H247V259H248ZM251 256V255H250ZM250 256H249V258H250ZM253 256V255H252ZM256 256V254L253 256V257H255ZM78 257V256H77ZM83 257V256H82ZM81 257V258H82ZM85 257V256H84ZM94 257V256H93ZM93 257H92V260H93ZM96 257H97V255H96ZM96 257H94V258H96ZM106 257V259H107V256H105ZM105 257H104V259H105ZM129 257H130V255H129ZM258 257V256H257ZM31 259V260H29L28 261V259ZM76 258V257H75ZM80 258V257H79ZM78 258V259H79ZM88 258V257H87ZM86 258V259H87ZM109 258H110V256H109ZM108 258V259H109ZM113 258V257H112ZM116 258V257H115ZM243 258H245V257H243ZM252 258V257H251ZM36 259V258H35ZM71 259H74V258H71ZM77 259V260H78ZM84 259V258H83ZM103 259V258H102ZM105 259V260H106ZM111 259V258H110ZM110 259H109V261H110ZM117 259V258H116ZM124 259L126 260L125 261V263H123V261H124ZM232 259H234V257H230V264H234V263H232ZM256 258H254V260H255ZM259 259V258H258ZM261 259V258H260ZM63 260V261H64ZM81 260V259H80ZM91 260V259H90ZM98 260L100 261V263H102L101 262V260L100 259H96V261L97 262H95L94 260L92 261V263L94 262V263H98ZM113 260V259H112ZM115 260V259H114ZM118 260V259H117ZM217 260V259H216ZM219 260V259H218ZM257 260V259H256ZM39 261V260H38ZM72 261L73 260H71V262L70 263H72ZM74 261H76V260H74ZM81 261H87V260H81ZM80 261V262H81ZM104 261V260H103ZM107 261V260H106ZM109 261H107L108 263H109ZM241 261V260H240ZM31 262H33V261H31ZM62 262V261H61ZM68 262V263H69ZM85 262H83V264H85ZM87 262H89V261H87ZM87 262H86V264H87ZM129 262H131V261H129ZM133 262V261H132ZM219 262V261H218ZM224 262V261H223ZM233 262H235L234 260H233ZM34 263H35V261H34ZM90 263V262H89ZM92 263H90V264H92ZM99 263V264H100ZM112 263H113V261H112ZM111 263V264H112ZM248 263V262H247ZM57 264H59V263H57ZM63 264V263H62ZM65 264H67V263H65ZM74 264V263H73ZM79 264V263H78ZM104 264H105V261H104ZM113 264H116V263H113ZM127 264H130V263H128L127 262ZM220 264V263H219ZM225 264H226V262H225ZM240 264H241V262H240Z\"/></svg>","mask_w":264,"mask_h":264}]
</instances>
